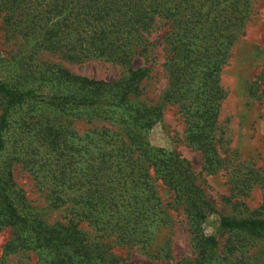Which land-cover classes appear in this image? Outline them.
I'll return each mask as SVG.
<instances>
[{
	"label": "trees",
	"instance_id": "16d2710c",
	"mask_svg": "<svg viewBox=\"0 0 264 264\" xmlns=\"http://www.w3.org/2000/svg\"><path fill=\"white\" fill-rule=\"evenodd\" d=\"M248 15L249 0H0L5 39L30 48L29 70L14 78L0 74V158L12 112L38 100V110L20 120L28 139L8 164L22 165L50 207L66 215V223L57 227L23 216L22 197L5 163L0 166V227L18 228L23 235L18 240L49 264H123L113 253L116 248L166 260L169 236H160L171 217L156 191L160 183L182 207L203 263L216 264L215 237L201 229L214 207L188 161L148 141L159 118L156 109L139 101L149 68L133 64L146 61L154 44L149 36L160 31L166 76L162 101L176 106L184 119L185 141L202 155L201 173L224 174L229 196L223 204L233 213L242 215L252 189L263 195L248 217H220L217 230L244 238L264 235V169L240 160L219 122L225 98L220 73ZM42 53L73 65L102 61L126 79H87L60 64L41 68L34 61ZM250 95L264 103L263 78L251 86ZM83 112L117 130L77 134L63 117Z\"/></svg>",
	"mask_w": 264,
	"mask_h": 264
},
{
	"label": "rangeland",
	"instance_id": "374dc122",
	"mask_svg": "<svg viewBox=\"0 0 264 264\" xmlns=\"http://www.w3.org/2000/svg\"><path fill=\"white\" fill-rule=\"evenodd\" d=\"M159 32L149 36L154 42L146 61L137 59L134 67L149 68V77L140 82L141 97L139 101L148 107L156 109L159 121L151 130L148 141L151 146L166 152L174 153L188 161L196 175V184L200 186L206 199L212 204L215 213L210 214L202 224V234L214 236L216 247V264H264V235L247 234V237L235 236L228 232L217 230L220 217H248L262 203V192L259 188L251 190L244 199L245 210L242 215L233 213L229 206L223 204V199L229 196V185L224 174L207 176L201 173L202 155L200 151L189 147L186 138V124L176 106L162 101L166 89V76L163 69V45ZM30 48L22 46L17 39L6 40L0 27V74L2 78H14L29 70L28 53ZM34 63L45 65H61L72 75L104 81L108 83L124 82L125 73L102 61H87L79 65L68 64L47 54H39ZM264 79V0H249V15L244 25L242 35L232 45L228 59L222 67L219 85L225 92V98L220 105L219 122L226 129V137L230 140L229 148L236 149L240 160L264 169V103H260L250 95L251 86L257 80ZM256 89V88H255ZM39 101L30 102V106L15 109L10 117V127L6 134L8 144L0 158V166H8L14 191L22 197L25 212L35 220L48 227L63 226L66 215L63 210L50 207L46 195L37 189L31 175L16 162L13 153L24 146L28 139L25 127L20 120L32 116L38 110ZM66 123L79 135L93 128L105 127L111 131L117 128L113 124L93 118L89 113H80L76 117H63ZM156 191L162 206L166 207L171 217V226L160 236V240L169 236V258L158 260L156 257L145 256L135 249L116 248L113 253L123 260V264H204L202 253L191 242L190 228L185 220L182 207L178 205L173 193L160 183H155ZM26 213V215H25ZM85 230V226L81 225ZM21 231L12 225L0 227V262L5 264H49L43 255L27 248ZM238 246V251L232 253V247ZM18 248L24 250L17 251ZM163 256V254L161 255ZM45 258V257H44Z\"/></svg>",
	"mask_w": 264,
	"mask_h": 264
}]
</instances>
